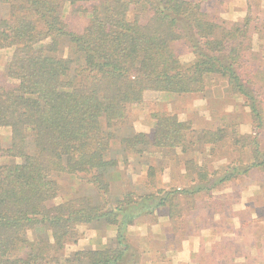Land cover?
I'll return each mask as SVG.
<instances>
[{
    "label": "trees",
    "instance_id": "obj_1",
    "mask_svg": "<svg viewBox=\"0 0 264 264\" xmlns=\"http://www.w3.org/2000/svg\"><path fill=\"white\" fill-rule=\"evenodd\" d=\"M258 1L247 0L242 17L224 19L211 18L205 0H0V49L12 50L3 66L8 82L0 83V127L9 130L7 145L0 136V264H139L131 226L156 212L173 224L182 198L191 208L197 194L210 198L253 170L264 173ZM69 12L86 18L80 30L69 28ZM214 75L243 98L249 132L225 116L195 128L164 109L150 112L149 132L133 128V106L161 92L204 93ZM218 152L232 157L211 168ZM129 157L146 165L147 178L111 190ZM150 159L159 169L180 167L185 184H157ZM69 175L81 188L64 200L59 178ZM247 217L241 226L254 224ZM84 226L113 234L99 247L66 253ZM248 234L254 242L245 252L220 238L217 246L228 249L206 260L241 264V255L242 264L262 263L264 244L255 238L264 240V231Z\"/></svg>",
    "mask_w": 264,
    "mask_h": 264
},
{
    "label": "rangeland",
    "instance_id": "obj_2",
    "mask_svg": "<svg viewBox=\"0 0 264 264\" xmlns=\"http://www.w3.org/2000/svg\"><path fill=\"white\" fill-rule=\"evenodd\" d=\"M243 1L205 0L204 9L211 18L238 19L244 15ZM254 1L252 0V2ZM258 2V5L260 2L263 5H261L260 11L264 16V1ZM65 19L69 28L74 31L80 30L86 22L84 16L71 12L66 14ZM11 51V49H0V83L8 82L3 76V66ZM66 52H68V46L65 42L63 53ZM189 57V54L182 55L183 60H187ZM160 94L157 101L147 100L129 109L130 123L135 130L149 132L151 127L150 112L164 109L178 114L182 119L190 120L195 128L214 127L219 123L220 117L225 116L236 119L241 132L250 131L248 109L243 106V98L229 94L226 91L225 80L220 76L214 75L208 79L207 89L204 93L181 95L166 93L174 96H168L165 99H160ZM0 136L4 145H7L9 130L0 127ZM261 144L264 149V130L261 135ZM223 154L218 152L210 156L211 168L218 167L232 157L230 154L222 156ZM154 161L151 163L158 167L154 177L157 184L166 188L185 184L180 167L170 164L164 169H159V165ZM131 163L130 168L127 164H122L121 170L128 173L129 177H126L125 181L135 183L137 179L144 178L146 165H141L136 161ZM59 182L63 189L61 198L64 200L74 196L81 188L75 175L62 176L59 178ZM82 188L86 192L85 186ZM191 201L192 209L186 205L187 203L182 198L180 201L181 220L173 219V224L166 219L165 215L156 212L157 215L155 214L154 217L142 218V223L131 226L130 241L143 252L139 264H209V260L206 258L210 254H213L210 256L212 258L218 252L221 253L228 249L217 246L216 243L220 238H223L226 247H232L235 251L243 253L244 249L254 242V237L248 233L264 231V211H261L264 206V173L261 171L253 170L247 176L226 183L223 187L215 190L210 198L204 194H197ZM223 201L224 207H220L221 211L217 210L216 203ZM246 214L249 215L245 218L247 225L254 223L249 227L240 225V221H243ZM141 232H146V235L141 236ZM80 233L77 243L68 245L66 253L77 247H99L108 236L113 234V230L98 231L84 226L80 228ZM255 239L264 244L263 238ZM217 248L218 250H216ZM252 249L254 250V248ZM236 257L235 260L238 263L244 262L241 255ZM251 264L258 263L252 262Z\"/></svg>",
    "mask_w": 264,
    "mask_h": 264
},
{
    "label": "crops",
    "instance_id": "obj_3",
    "mask_svg": "<svg viewBox=\"0 0 264 264\" xmlns=\"http://www.w3.org/2000/svg\"><path fill=\"white\" fill-rule=\"evenodd\" d=\"M246 1L247 0H244L243 1V3H242V6H246ZM244 13H245V11H244ZM167 92H161V94H160V99H165L166 97H168V96H174V95H169V94H166ZM176 95V94H175ZM151 121V120H150ZM131 158H133V157H129L128 159L129 160H131L130 161V163L129 164H127L128 165V167L130 168L131 166H132V161H134L135 159L133 158V159H131ZM151 161H154V159H150ZM154 162H156V161H154ZM151 163V162H150ZM157 163V162H156ZM141 165H143V164H141ZM151 165H153L152 163H151ZM153 166H155L156 167V165H153ZM127 167V168H128ZM160 168V167H159ZM146 172H147V168H145V170H144V173H145V176H144V178L143 177H141L142 176V174H141V178L140 179H137V181H135V183L137 182V183H139V182H141V181H144L145 179H146V177H147V174H146ZM139 174H140V172H139ZM127 175H128V173H124L122 170H121V173H120V176H119V178L116 180V181H114V183H113V185H112V183H111V190H114V191H117V190H122V189H125V186H126V182H125V178L127 177ZM142 179V180H141ZM141 180V181H140ZM140 234H142L141 236H143V234L144 235H146V232H141ZM104 243V242H103ZM253 252V251H252ZM262 254L264 255V248H262ZM260 264H264V261H262V263L260 262Z\"/></svg>",
    "mask_w": 264,
    "mask_h": 264
}]
</instances>
